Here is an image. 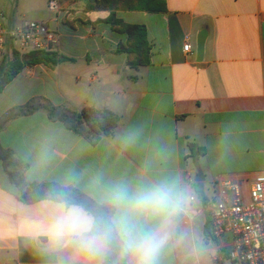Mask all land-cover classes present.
Returning <instances> with one entry per match:
<instances>
[{
	"label": "crops",
	"instance_id": "obj_1",
	"mask_svg": "<svg viewBox=\"0 0 264 264\" xmlns=\"http://www.w3.org/2000/svg\"><path fill=\"white\" fill-rule=\"evenodd\" d=\"M48 1L0 0L1 23L54 24V51L73 62L24 68L0 93V117L42 97L77 110L106 108L118 122L113 135L92 143L37 110L9 120L0 147L23 165L28 183L80 190L114 209L123 244L126 228L154 248L147 259L127 249L124 264H235L227 259L230 237L210 236L206 204L217 178L246 185L264 172V0H162L157 12L56 0L55 14ZM123 25L145 27L146 66L132 68L134 55L117 52L131 46ZM11 52L5 46L0 60ZM155 189L167 190L164 206L135 205ZM117 190L124 199L116 200ZM20 194L0 159V264H105L110 246L92 233L88 211L48 199L26 203Z\"/></svg>",
	"mask_w": 264,
	"mask_h": 264
},
{
	"label": "trees",
	"instance_id": "obj_2",
	"mask_svg": "<svg viewBox=\"0 0 264 264\" xmlns=\"http://www.w3.org/2000/svg\"><path fill=\"white\" fill-rule=\"evenodd\" d=\"M121 5L136 11H164L162 0H88L87 8H112ZM120 32L127 34L131 41L130 48L117 49V52H128L134 55L128 63L130 67L146 66L149 63L152 46L146 39V29L143 25H123ZM7 47L11 49L12 59L0 60V93L12 79L26 67L42 64L54 68L60 63L71 61L54 50L30 51L19 53L8 40ZM37 110H44L52 121L61 122L75 134L96 142L101 136H111L118 122V116L109 109L83 107L80 110L66 106H54L46 99L37 97L25 104L12 108L0 117V129L11 119L26 116ZM190 151L194 150L189 145ZM201 150L197 149V152ZM0 159L10 181L20 191L21 199L33 203L48 199L64 202L66 205H77L88 211L93 217L92 233L106 236L110 246L105 264H124L128 250L117 235L112 224L114 209L105 204H98L80 190L72 186H61L56 183H28L23 177V165L13 157L11 151L0 147Z\"/></svg>",
	"mask_w": 264,
	"mask_h": 264
},
{
	"label": "built area",
	"instance_id": "obj_3",
	"mask_svg": "<svg viewBox=\"0 0 264 264\" xmlns=\"http://www.w3.org/2000/svg\"><path fill=\"white\" fill-rule=\"evenodd\" d=\"M49 14L58 11L56 0L47 2ZM11 42L20 53L54 50L59 37L45 21L26 20L5 28L0 16V52ZM183 51L190 53V45ZM215 194L206 204L209 233L213 238L230 237L227 259L235 264H264V172L244 185L238 179L219 177Z\"/></svg>",
	"mask_w": 264,
	"mask_h": 264
},
{
	"label": "clouds",
	"instance_id": "obj_4",
	"mask_svg": "<svg viewBox=\"0 0 264 264\" xmlns=\"http://www.w3.org/2000/svg\"><path fill=\"white\" fill-rule=\"evenodd\" d=\"M115 198L117 201L125 198L124 193L121 190H117L115 193ZM168 200V192L165 189H155L152 192L141 194L135 198V205L141 208L147 207H162L166 204ZM123 240L126 249L142 251L144 253L145 259L151 255L154 248L149 246L148 242L136 243L132 238L131 234L125 228L123 231Z\"/></svg>",
	"mask_w": 264,
	"mask_h": 264
},
{
	"label": "water",
	"instance_id": "obj_5",
	"mask_svg": "<svg viewBox=\"0 0 264 264\" xmlns=\"http://www.w3.org/2000/svg\"><path fill=\"white\" fill-rule=\"evenodd\" d=\"M205 35H206L205 32H201L197 36V40H196V58L198 60H201V58H202ZM197 175L200 176V171L197 172Z\"/></svg>",
	"mask_w": 264,
	"mask_h": 264
},
{
	"label": "rangeland",
	"instance_id": "obj_6",
	"mask_svg": "<svg viewBox=\"0 0 264 264\" xmlns=\"http://www.w3.org/2000/svg\"><path fill=\"white\" fill-rule=\"evenodd\" d=\"M26 19H31V18H26ZM1 21H2V18H1ZM92 26H94V24L92 25ZM51 29H53L54 30V24H50V26H49ZM90 29V28H89ZM212 190H211V188H209V190H208V192H207V194H209L210 192H211Z\"/></svg>",
	"mask_w": 264,
	"mask_h": 264
}]
</instances>
